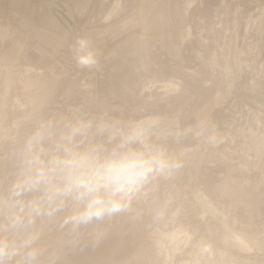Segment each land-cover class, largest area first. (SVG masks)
<instances>
[{
  "label": "rangeland",
  "instance_id": "rangeland-1",
  "mask_svg": "<svg viewBox=\"0 0 264 264\" xmlns=\"http://www.w3.org/2000/svg\"><path fill=\"white\" fill-rule=\"evenodd\" d=\"M81 36L98 71L76 66ZM113 107L204 135L174 145L184 169L63 264H264V0H0V183L8 138L36 113Z\"/></svg>",
  "mask_w": 264,
  "mask_h": 264
},
{
  "label": "clouds",
  "instance_id": "clouds-1",
  "mask_svg": "<svg viewBox=\"0 0 264 264\" xmlns=\"http://www.w3.org/2000/svg\"><path fill=\"white\" fill-rule=\"evenodd\" d=\"M80 69L101 67L87 36L71 46ZM194 133L165 114L119 108L40 111L8 138L0 183V264H63L66 252L98 248L114 219L131 216L161 181L185 167L177 150ZM209 143L214 137L208 136ZM60 234L51 243V232Z\"/></svg>",
  "mask_w": 264,
  "mask_h": 264
}]
</instances>
